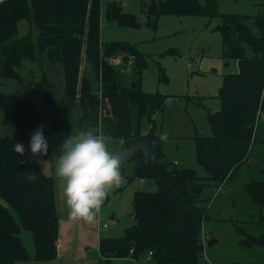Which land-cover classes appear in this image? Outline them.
Listing matches in <instances>:
<instances>
[{
	"label": "trees",
	"instance_id": "obj_1",
	"mask_svg": "<svg viewBox=\"0 0 264 264\" xmlns=\"http://www.w3.org/2000/svg\"><path fill=\"white\" fill-rule=\"evenodd\" d=\"M256 16L219 14L216 0H150L142 3L151 28L163 15L219 17L216 30L221 35L222 59L236 62L237 70L223 77L216 98L219 109L208 113L210 137H195V159L205 177L193 169L171 167L165 157V142L158 140L153 116L163 111L166 96L145 93L140 76L145 68L144 55L126 42L100 39L101 18L119 27L141 26L134 15L123 11L116 0H6L0 3V78L21 83L17 71L22 60L34 61L45 56L63 71V96L77 99L82 115L76 128L102 122L112 139L136 150L131 156L134 170L131 179L150 180V191L133 193L129 217L133 224L118 238H100L99 255L105 259H131L136 264H200L203 246L200 232L208 219L202 195L210 184L224 186L242 167L258 138L253 124L258 111L264 114V0H258ZM28 21L26 36L17 39V25ZM35 30L33 36L32 30ZM37 54V55H36ZM128 58L134 87L121 84L119 66ZM116 59L119 63H116ZM90 65L98 91L93 92ZM164 80L163 70L159 68ZM100 94V97L98 95ZM131 108L137 124L131 122ZM0 111L15 126L18 140L28 158L16 153L14 140L0 137V264L27 261H52L57 256L58 217L55 209L53 179L40 170L37 161H56V151L64 139L68 121L56 125L51 138L42 115L24 98L0 93ZM144 121L146 133L140 130ZM44 127L48 154L33 157L30 137ZM60 132L64 135L61 137ZM264 133V128L261 130ZM260 134V133H259ZM264 143V135H259ZM153 141L156 147L153 148ZM146 145L155 154L145 162ZM28 172L36 176L32 181ZM259 181L245 183L247 197L260 210L257 225L264 226V169ZM245 248L264 247V235L254 236L235 226ZM30 234L33 256L30 257L21 234ZM247 264V263H233Z\"/></svg>",
	"mask_w": 264,
	"mask_h": 264
},
{
	"label": "rangeland",
	"instance_id": "obj_2",
	"mask_svg": "<svg viewBox=\"0 0 264 264\" xmlns=\"http://www.w3.org/2000/svg\"><path fill=\"white\" fill-rule=\"evenodd\" d=\"M119 1L123 11L134 15L141 26L131 29L102 21L101 42L130 43L144 55L146 66L140 76L142 91L173 99L171 104L165 105L161 113L153 116L156 132L169 134L165 142L166 160L171 163V167L193 169L197 176L205 177L195 159L194 139L198 136H211L207 115L219 109L216 96L223 77L236 70L233 61L226 66L228 62L222 59L221 35L216 30L221 20L219 17L163 15L157 19L156 28L153 29L150 25L153 18L146 21L142 12V3H148L150 0ZM216 5L219 14L256 16L260 13L258 0H216ZM30 29L32 28L28 21H19L17 39L26 36ZM34 31L33 29V36ZM159 68L163 70L164 80L160 78ZM86 70L91 73L92 89L96 93L98 82L90 65L86 66ZM17 71L21 83L0 78V93L30 101L42 115L51 138L55 136L56 125L63 120L68 121V127L65 135L60 132V136L64 135L66 138L71 135V130L76 129L82 112L77 99L68 100L63 96L62 67L49 63L44 55L42 57L37 55L34 61L22 60ZM119 72L122 86H130L132 83L130 64H121ZM130 111L132 126L135 128L136 113L132 108ZM140 130L142 133L149 130L146 122H141ZM261 134L260 130L247 163L239 168L235 176L227 180L224 186L210 184L203 191L202 204L207 208L208 215L204 228L211 237L218 239V243L209 250L206 248L213 264L259 262L262 264L264 261L262 259L264 256L262 257L259 251L261 249L243 247L240 244L242 237L235 231V226H239L246 233H257L256 235L264 233V226L251 227L243 223L251 221V214L254 215L256 211L255 205L246 195L244 185L250 181L261 180L259 173L264 169V143L259 139ZM0 137H8L15 143H20L15 126L5 120L2 111ZM112 145L117 148H129L118 139H112ZM22 156L28 158L27 152L25 151ZM130 159L131 157L122 168L124 183L110 193L108 198L111 201L102 205L97 219L92 223L74 222L69 219L62 187L54 174L56 161L45 160L47 161L45 164L41 163V160L37 161L43 174L51 177L54 182L58 240L56 258L52 261H34V264H135L131 259L105 260L97 249L100 237H121L124 230L131 226L132 219L129 215L133 193L143 188L138 186V180L131 179L134 165ZM174 161L176 164H173ZM103 225L107 228L103 229ZM21 239L29 255H33L30 234L23 232ZM203 256L205 255L201 254L200 264H204ZM29 262L19 264H30Z\"/></svg>",
	"mask_w": 264,
	"mask_h": 264
},
{
	"label": "clouds",
	"instance_id": "obj_3",
	"mask_svg": "<svg viewBox=\"0 0 264 264\" xmlns=\"http://www.w3.org/2000/svg\"><path fill=\"white\" fill-rule=\"evenodd\" d=\"M43 132L44 127L40 126L31 134L30 153L33 157L48 154L49 143ZM168 138L167 132L158 134L161 142H167ZM139 147L143 150L146 163L149 157L154 158L155 154L146 145ZM152 147H156V141H153ZM13 150L20 155L25 154L21 143H15ZM135 150V147H114L112 137L106 134L102 122L71 130V135L64 138L56 149L59 155L54 170L70 220L92 223L97 219L110 193L124 183L122 168ZM46 162L41 161L43 164ZM27 178L36 180L31 172H28Z\"/></svg>",
	"mask_w": 264,
	"mask_h": 264
},
{
	"label": "crops",
	"instance_id": "obj_4",
	"mask_svg": "<svg viewBox=\"0 0 264 264\" xmlns=\"http://www.w3.org/2000/svg\"><path fill=\"white\" fill-rule=\"evenodd\" d=\"M107 1H108V0H107ZM116 1H119V0H116ZM119 2H120V1H119ZM125 6H126V5H125ZM122 8H123V7H122ZM102 21L107 22V21H105V20L103 19V17H102V18H101V26H102ZM107 23H111V22H107ZM106 25H107V24H106ZM100 34H101V29H100ZM116 61L119 62L118 59H116ZM230 63H231V62H228V64H230ZM234 63H235V65H236V70H237V63H236V62H234ZM236 70H235V71H236ZM260 126H261V125H260ZM263 128H264V127H261V128L259 129V133H260V130H263ZM262 135H264V133H262ZM173 164H176V162L174 161ZM259 174H261V170H260V173H259ZM259 174H258V175H259ZM258 177H259V176H258ZM256 178H257V177H256ZM261 178H262V175H261ZM144 182H145V181H139V180H138V183H139L138 186H142V188H143V186H144ZM151 184H152V182H151ZM152 187H153V185H152ZM152 187H151V189H152ZM137 188H138V187H137ZM138 190H140V189H138ZM142 190H143V189H142ZM107 199H108V202L111 201L110 198H107ZM248 199H249V198H248ZM249 201H250V200H249ZM251 203H252V202H251ZM253 204H254V203H253ZM254 205H255V204H254ZM255 207L257 208L256 205H255ZM256 208H254V209L256 210V211H254V215L257 214V216L255 217L253 214H251V221H253V222L256 221V220L258 219V217H259V215H260V213H261L260 210H259L258 208H257V209H256ZM255 212H256V213H255ZM251 221H250V220H249V222L244 221L243 223H244V224H247V225L249 224L251 227H252V226H253V227H254V226H258V227L260 226V227H261V225H257V224H255V223H251ZM132 222H133V221L131 220V225H132ZM251 227H250V228H251ZM102 228H103V227H102ZM106 228H107V227H106ZM106 228H103V229H106ZM203 229L205 230V228H204V223H203ZM205 231L207 232V230H205ZM207 233H208V232H207ZM248 234H251V235H254V236L264 235V233H258V235H256L257 233H252V232H251V233H248ZM208 237H209V239H208L207 243H208L210 240H215V242L218 243V239H217V238H213V237H211L209 233H208ZM100 238H102V237H100ZM100 238H99V239H100ZM99 239H98V240H99ZM216 243H214V244H216ZM214 244H213V245H214ZM213 245H212V246H213ZM210 247H211V246H210ZM210 247H207V245H206V247L203 248V253H202V254L205 255V256H203L204 261H207V262H210L211 264H213L212 261H211V259H210L209 256H208V250H209ZM206 248H207L208 250H206ZM259 248L261 249V250H259V251H260V253H261L262 257H263V256H264V247H259ZM97 249H98V246H97ZM98 253H99V252H98ZM28 254H29V253H28ZM29 256L32 257L33 255L31 254V255H29ZM127 259H129V258H127ZM262 259H264V257H263ZM29 263H30V264H34V261H30ZM261 263L264 264V261H262ZM247 264H252V263H247ZM254 264H260V262H259V263H254Z\"/></svg>",
	"mask_w": 264,
	"mask_h": 264
},
{
	"label": "built area",
	"instance_id": "obj_5",
	"mask_svg": "<svg viewBox=\"0 0 264 264\" xmlns=\"http://www.w3.org/2000/svg\"><path fill=\"white\" fill-rule=\"evenodd\" d=\"M4 1H6V0H0V3L4 2ZM263 93H264V91H263ZM263 93L261 95L260 104L262 102H264V94ZM98 95L100 97L99 92H98ZM172 101H173V99H171V98L170 99H167L166 100V104H171ZM261 127H264V114L261 113L260 111H258V114L256 116V120H255V122L253 124V137L258 134L259 129ZM121 143H122V141H121ZM106 227L107 226L103 225V228H106ZM208 239H209L208 233L202 227L201 232H200V243L202 244L203 248L206 247ZM204 264H211V263L210 262H207V261H204Z\"/></svg>",
	"mask_w": 264,
	"mask_h": 264
},
{
	"label": "water",
	"instance_id": "obj_6",
	"mask_svg": "<svg viewBox=\"0 0 264 264\" xmlns=\"http://www.w3.org/2000/svg\"><path fill=\"white\" fill-rule=\"evenodd\" d=\"M144 19H145V17H144ZM123 61H124V64L125 65L128 64V58L127 57H123ZM225 65L228 66L229 64L226 63ZM130 87L133 88L134 87V84L131 83ZM174 108H177V106H174ZM151 187H152V184H151V181L150 180H147V181L144 182V186H143V190L144 191H150L151 190ZM107 202H108V199H106L105 203H107ZM214 243H216L215 240H210L207 243V247L212 246Z\"/></svg>",
	"mask_w": 264,
	"mask_h": 264
}]
</instances>
